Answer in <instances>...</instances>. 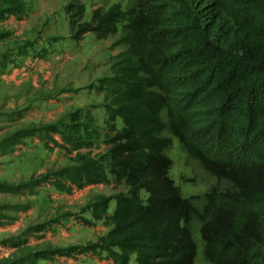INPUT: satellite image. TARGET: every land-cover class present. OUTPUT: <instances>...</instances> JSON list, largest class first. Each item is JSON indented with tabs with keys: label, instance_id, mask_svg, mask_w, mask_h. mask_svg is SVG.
Listing matches in <instances>:
<instances>
[{
	"label": "trees",
	"instance_id": "obj_1",
	"mask_svg": "<svg viewBox=\"0 0 264 264\" xmlns=\"http://www.w3.org/2000/svg\"><path fill=\"white\" fill-rule=\"evenodd\" d=\"M3 1L9 10L20 5ZM154 3L94 8L88 21L83 4L65 6L74 40L119 32L111 45L124 49L111 74L97 80L109 99L106 150L96 158L78 155L75 165L47 177L68 193L109 183L127 190L99 195L88 207L108 230L62 254L114 264H196V220L209 264H264V14L245 0H193L204 28L179 32L170 28L168 9ZM80 130V145L91 147L86 124L72 125L73 133ZM172 138L227 186L184 197L169 176Z\"/></svg>",
	"mask_w": 264,
	"mask_h": 264
},
{
	"label": "rangeland",
	"instance_id": "obj_2",
	"mask_svg": "<svg viewBox=\"0 0 264 264\" xmlns=\"http://www.w3.org/2000/svg\"><path fill=\"white\" fill-rule=\"evenodd\" d=\"M70 1L84 5L83 21H88L94 8L114 3L126 8L136 0H19L10 10L0 0V264H114L93 255L62 253L68 246L94 243L106 233L108 226L94 220L88 206L99 195L113 196L127 187L96 184L68 193L47 177L75 165L78 155L96 158L106 150L109 99L97 89V80L111 74V63L124 49L111 45L119 32L106 39L88 32L74 40L65 10ZM245 1L258 4L264 14V0ZM154 2L168 9L171 29L182 32L193 24L203 30L193 0ZM73 124H86L92 132L91 147L80 145L86 136L82 130L73 133ZM115 124L122 126L119 118ZM166 154L172 161L169 176L184 197L202 196L213 185L227 186L187 156L176 138ZM195 203L200 206L202 198ZM199 225L192 222L195 263L209 264L202 256Z\"/></svg>",
	"mask_w": 264,
	"mask_h": 264
},
{
	"label": "crops",
	"instance_id": "obj_3",
	"mask_svg": "<svg viewBox=\"0 0 264 264\" xmlns=\"http://www.w3.org/2000/svg\"><path fill=\"white\" fill-rule=\"evenodd\" d=\"M87 77H88V79H90V77H91V76H90V75H88ZM0 78H2V79H3V76H2V77L0 76ZM2 223H3V222H2V221H0V234H2V231H3V227H1V226L3 225ZM0 238H1V237H0ZM2 239H3V237L1 238V241H2Z\"/></svg>",
	"mask_w": 264,
	"mask_h": 264
}]
</instances>
